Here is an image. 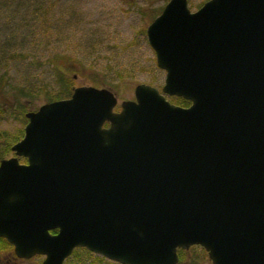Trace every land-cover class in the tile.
I'll return each instance as SVG.
<instances>
[{
  "label": "water",
  "instance_id": "water-1",
  "mask_svg": "<svg viewBox=\"0 0 264 264\" xmlns=\"http://www.w3.org/2000/svg\"><path fill=\"white\" fill-rule=\"evenodd\" d=\"M145 33L161 90L137 82L114 110L112 89L78 84L24 111L0 236L39 264L75 246L176 264L193 243L211 264H264V0H166Z\"/></svg>",
  "mask_w": 264,
  "mask_h": 264
},
{
  "label": "rangeland",
  "instance_id": "rangeland-1",
  "mask_svg": "<svg viewBox=\"0 0 264 264\" xmlns=\"http://www.w3.org/2000/svg\"><path fill=\"white\" fill-rule=\"evenodd\" d=\"M166 0H0V157L14 154L10 145L26 121L20 104L35 109L61 84L51 59L67 55L76 61L71 85L92 84L112 89L119 100L133 97L137 82L161 90L164 69L157 66L145 27ZM203 0H187L190 10ZM176 104L189 99L163 92ZM68 96V95H67ZM66 97V96H61ZM18 161H25L16 155ZM180 249L176 264H211L198 243ZM176 250V251H177ZM179 252V250H178ZM42 254L18 257L12 244L0 246V264H39ZM63 264H122L75 246Z\"/></svg>",
  "mask_w": 264,
  "mask_h": 264
},
{
  "label": "trees",
  "instance_id": "trees-1",
  "mask_svg": "<svg viewBox=\"0 0 264 264\" xmlns=\"http://www.w3.org/2000/svg\"><path fill=\"white\" fill-rule=\"evenodd\" d=\"M51 66L53 67V69L55 70V73L57 75V80L60 82L61 87L59 89V91H57V93H55L54 95H45V99L46 100H50V99H54V98H58L61 96H67L70 94V85H71V75H69V73L71 72H75L76 71V61H74L73 59H71L69 56L67 55H56L54 57H52L51 59ZM19 106L21 108V112H24V105L19 103ZM54 229H51V231H53ZM7 244V241L0 236V246ZM179 250V252H178ZM177 250V254H178V260L177 262H179L182 258V255L180 253V249Z\"/></svg>",
  "mask_w": 264,
  "mask_h": 264
},
{
  "label": "flooded vegetation",
  "instance_id": "flooded-vegetation-1",
  "mask_svg": "<svg viewBox=\"0 0 264 264\" xmlns=\"http://www.w3.org/2000/svg\"><path fill=\"white\" fill-rule=\"evenodd\" d=\"M187 105V104H186ZM4 157V156H3ZM6 157V156H5ZM1 158V157H0Z\"/></svg>",
  "mask_w": 264,
  "mask_h": 264
}]
</instances>
